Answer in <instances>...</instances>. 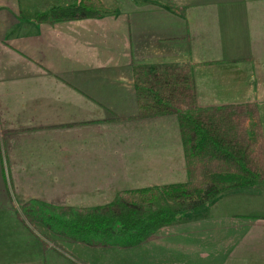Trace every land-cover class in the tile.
Wrapping results in <instances>:
<instances>
[{"label":"crops","instance_id":"1","mask_svg":"<svg viewBox=\"0 0 264 264\" xmlns=\"http://www.w3.org/2000/svg\"><path fill=\"white\" fill-rule=\"evenodd\" d=\"M79 1L0 0V264H84L37 235L42 205L188 181L177 117L141 116L144 75L193 66L198 107L257 104L264 138V0H101L98 19L36 22ZM262 196L223 193L156 240L175 264H264Z\"/></svg>","mask_w":264,"mask_h":264},{"label":"trees","instance_id":"2","mask_svg":"<svg viewBox=\"0 0 264 264\" xmlns=\"http://www.w3.org/2000/svg\"><path fill=\"white\" fill-rule=\"evenodd\" d=\"M101 0H80L40 14L48 25L98 19ZM140 94L142 117H177L188 170V181L163 188L124 192L105 206L68 214L42 205L26 217L55 235L91 247L134 248L160 230L183 221L181 210L150 209L160 199L177 202L186 211L202 208L228 191L264 185V138L257 104L199 108L193 66L166 67L144 75Z\"/></svg>","mask_w":264,"mask_h":264},{"label":"rangeland","instance_id":"3","mask_svg":"<svg viewBox=\"0 0 264 264\" xmlns=\"http://www.w3.org/2000/svg\"><path fill=\"white\" fill-rule=\"evenodd\" d=\"M257 200H259L262 205V207L260 208V212H262V215H264V196L258 198ZM166 207L179 211L181 210L182 213L180 214L183 219L182 222L192 220L195 217V215H190V212L192 211H186L177 202L169 203L163 199H160L158 202L153 203L149 206V208L153 210ZM10 216L14 218L16 217V215ZM35 229L37 235L45 238L46 240H49V247L61 248L64 250V252L75 255L78 259L82 260L84 264H175V255L178 250H181L180 247H175L174 245L169 244V242L159 243L156 240L157 234L140 246L128 249L117 246L91 247L76 241H72L73 244L71 245V247H68L62 244L57 238L66 237L55 235L50 230H47L42 224H38L37 226H35ZM5 236L14 235L5 234Z\"/></svg>","mask_w":264,"mask_h":264}]
</instances>
